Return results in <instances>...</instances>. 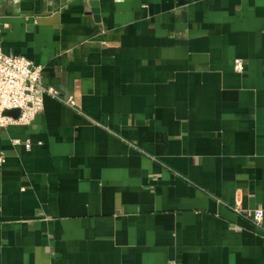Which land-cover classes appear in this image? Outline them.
Wrapping results in <instances>:
<instances>
[{
  "label": "crops",
  "instance_id": "0c3cea01",
  "mask_svg": "<svg viewBox=\"0 0 264 264\" xmlns=\"http://www.w3.org/2000/svg\"><path fill=\"white\" fill-rule=\"evenodd\" d=\"M0 49L76 103L0 131V264H264V0H0Z\"/></svg>",
  "mask_w": 264,
  "mask_h": 264
},
{
  "label": "built area",
  "instance_id": "2783aa9c",
  "mask_svg": "<svg viewBox=\"0 0 264 264\" xmlns=\"http://www.w3.org/2000/svg\"><path fill=\"white\" fill-rule=\"evenodd\" d=\"M234 70L238 73L244 71L241 59L234 60ZM41 67L22 56H8L0 49V131L10 125H29L43 110V95L55 98L70 107L76 103L72 96L64 99L50 87L41 84ZM18 110L17 118L6 115L7 111ZM14 140V144H20ZM29 149L31 144L25 142ZM4 162L0 156V163ZM244 216L251 219L256 227H261L263 211L256 209L244 212Z\"/></svg>",
  "mask_w": 264,
  "mask_h": 264
},
{
  "label": "water",
  "instance_id": "95a60500",
  "mask_svg": "<svg viewBox=\"0 0 264 264\" xmlns=\"http://www.w3.org/2000/svg\"><path fill=\"white\" fill-rule=\"evenodd\" d=\"M5 114L13 118H17L19 115V111L18 110L7 111Z\"/></svg>",
  "mask_w": 264,
  "mask_h": 264
}]
</instances>
